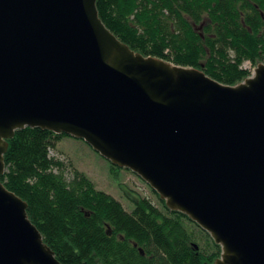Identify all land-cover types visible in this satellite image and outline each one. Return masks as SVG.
<instances>
[{"label":"water","instance_id":"water-1","mask_svg":"<svg viewBox=\"0 0 264 264\" xmlns=\"http://www.w3.org/2000/svg\"><path fill=\"white\" fill-rule=\"evenodd\" d=\"M27 127L137 175L220 247L213 264H264V64L223 85L130 50L96 0H0V177ZM0 264H61L1 182Z\"/></svg>","mask_w":264,"mask_h":264},{"label":"trees","instance_id":"trees-1","mask_svg":"<svg viewBox=\"0 0 264 264\" xmlns=\"http://www.w3.org/2000/svg\"><path fill=\"white\" fill-rule=\"evenodd\" d=\"M96 9L135 53L201 70L223 85L249 77L244 63L264 64V0H96ZM65 136L16 131L0 177L27 204L29 220L61 264H213L220 256L207 233L202 247L189 224L198 226L155 192L159 204L128 197L127 212L85 174L51 157Z\"/></svg>","mask_w":264,"mask_h":264},{"label":"rangeland","instance_id":"rangeland-1","mask_svg":"<svg viewBox=\"0 0 264 264\" xmlns=\"http://www.w3.org/2000/svg\"><path fill=\"white\" fill-rule=\"evenodd\" d=\"M245 65L246 63H244L243 68L249 71V73L256 67L255 65H251L248 68ZM50 154L51 157L64 161L66 164H70L73 168L85 174L94 184L96 190L111 196L127 212L132 210L128 197H145L155 204H159L154 191L141 178L127 169L113 166L82 140L69 136L62 137L57 143L56 149L52 150ZM189 226L196 233V237L203 247L207 239L202 238L204 235L200 232L201 229L199 227L195 228L190 224Z\"/></svg>","mask_w":264,"mask_h":264},{"label":"built area","instance_id":"built-area-1","mask_svg":"<svg viewBox=\"0 0 264 264\" xmlns=\"http://www.w3.org/2000/svg\"><path fill=\"white\" fill-rule=\"evenodd\" d=\"M245 66H246V67H248V68H250V67H251L250 63H248V62H246V65H245ZM254 69H255V68H253V70L251 71V73H250V74H252V73H253Z\"/></svg>","mask_w":264,"mask_h":264},{"label":"flooded vegetation","instance_id":"flooded-vegetation-1","mask_svg":"<svg viewBox=\"0 0 264 264\" xmlns=\"http://www.w3.org/2000/svg\"><path fill=\"white\" fill-rule=\"evenodd\" d=\"M199 230H200V229H199ZM202 231H203V230H202ZM201 233L205 236V233H206V232L203 231V232H201Z\"/></svg>","mask_w":264,"mask_h":264}]
</instances>
